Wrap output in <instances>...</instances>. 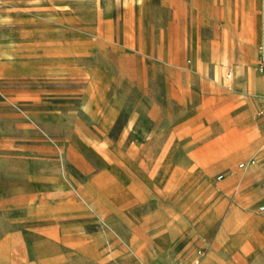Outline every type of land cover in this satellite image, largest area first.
I'll use <instances>...</instances> for the list:
<instances>
[{"label": "rangeland", "instance_id": "obj_1", "mask_svg": "<svg viewBox=\"0 0 264 264\" xmlns=\"http://www.w3.org/2000/svg\"><path fill=\"white\" fill-rule=\"evenodd\" d=\"M263 54L264 0H0V264H264V137L195 88Z\"/></svg>", "mask_w": 264, "mask_h": 264}, {"label": "crops", "instance_id": "obj_2", "mask_svg": "<svg viewBox=\"0 0 264 264\" xmlns=\"http://www.w3.org/2000/svg\"><path fill=\"white\" fill-rule=\"evenodd\" d=\"M235 72L237 76V81H236V85L234 86H232L231 84L227 85V82L224 79H219L217 77L221 75L216 76V74H213L210 76V79L206 81V83L205 82L198 83L195 86V88H197V91L199 92L208 91L210 96L212 93L217 92V90H219L222 93H226L227 95H230L231 93L233 94V90H234V94L236 98H239L241 100V103L236 108V110L232 112L229 117L226 118L224 131L228 133V135L236 137L237 142H234L233 145L243 144L242 142L247 140L248 141L247 146H249L251 139L255 135V133H260L264 137V116L257 117L256 115V111L259 109V106H260L259 100L261 98L260 99L256 98L255 96H253L251 92V89L257 86L258 83L261 82L263 75L261 76V75H258L256 72H253V70H251L249 66L245 63L235 64ZM228 77H231V74H228ZM242 114H249L253 119V123L250 126H247L246 128L241 127L235 120L239 115H242ZM261 127L263 128V131L261 130ZM244 136L246 138H244ZM247 146L245 148L243 147L241 151L239 152H235V153L225 156L223 158V165L224 166L233 165L238 155L240 154H247V153L252 154L250 150L249 151L247 150ZM233 177L235 178V180H237L239 175H236ZM241 183L242 181L240 182V184ZM243 183H246V181L243 180ZM262 204L259 205V208ZM232 205L237 206L238 209L242 211H248V210H245L241 201H235L231 203L228 210L230 209ZM227 214L228 212L226 213L225 216H227ZM221 229H222V226H221ZM218 238L219 237H217L216 240ZM216 240L209 249V251L214 252L213 261L210 264H218V261L216 259V256H217L216 253L220 246L218 247L216 246Z\"/></svg>", "mask_w": 264, "mask_h": 264}, {"label": "built area", "instance_id": "obj_3", "mask_svg": "<svg viewBox=\"0 0 264 264\" xmlns=\"http://www.w3.org/2000/svg\"><path fill=\"white\" fill-rule=\"evenodd\" d=\"M259 70L264 72V54L261 56L260 62H259ZM222 175L219 176L221 178ZM261 210H264V203L260 206ZM205 252L202 250L198 251V254L195 258H193L190 262L188 263H178V264H201V259L203 258Z\"/></svg>", "mask_w": 264, "mask_h": 264}, {"label": "bare ground", "instance_id": "obj_4", "mask_svg": "<svg viewBox=\"0 0 264 264\" xmlns=\"http://www.w3.org/2000/svg\"><path fill=\"white\" fill-rule=\"evenodd\" d=\"M222 70H220L219 72H218V74L219 75H222V72H221ZM264 76V75H263ZM263 99H264V96H263Z\"/></svg>", "mask_w": 264, "mask_h": 264}]
</instances>
